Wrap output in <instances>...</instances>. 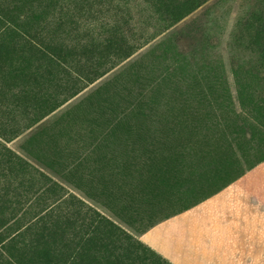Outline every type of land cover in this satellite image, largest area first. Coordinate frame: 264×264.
I'll return each instance as SVG.
<instances>
[{"label":"rangeland","instance_id":"obj_1","mask_svg":"<svg viewBox=\"0 0 264 264\" xmlns=\"http://www.w3.org/2000/svg\"><path fill=\"white\" fill-rule=\"evenodd\" d=\"M251 170L264 0H0V264H170L140 235Z\"/></svg>","mask_w":264,"mask_h":264},{"label":"crops","instance_id":"obj_2","mask_svg":"<svg viewBox=\"0 0 264 264\" xmlns=\"http://www.w3.org/2000/svg\"><path fill=\"white\" fill-rule=\"evenodd\" d=\"M254 170L159 221L140 240L170 264H264V181L249 176Z\"/></svg>","mask_w":264,"mask_h":264},{"label":"trees","instance_id":"obj_3","mask_svg":"<svg viewBox=\"0 0 264 264\" xmlns=\"http://www.w3.org/2000/svg\"><path fill=\"white\" fill-rule=\"evenodd\" d=\"M235 179V178H234Z\"/></svg>","mask_w":264,"mask_h":264}]
</instances>
